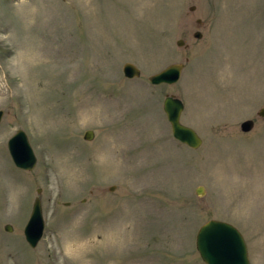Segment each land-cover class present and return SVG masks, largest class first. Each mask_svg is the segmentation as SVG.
Instances as JSON below:
<instances>
[{"label":"rangeland","instance_id":"1","mask_svg":"<svg viewBox=\"0 0 264 264\" xmlns=\"http://www.w3.org/2000/svg\"><path fill=\"white\" fill-rule=\"evenodd\" d=\"M170 62H183L176 81H148ZM166 94L197 147L171 135ZM260 107L264 0H0V264H205L194 235L208 218L264 264ZM18 127L31 169L6 148ZM35 195L43 229L29 246Z\"/></svg>","mask_w":264,"mask_h":264},{"label":"water","instance_id":"2","mask_svg":"<svg viewBox=\"0 0 264 264\" xmlns=\"http://www.w3.org/2000/svg\"><path fill=\"white\" fill-rule=\"evenodd\" d=\"M189 8H193L190 5ZM198 21L199 18H196ZM199 30H194V37L200 36ZM184 40L176 38L175 44L181 45ZM183 67V62H170L159 70L149 74L147 79L150 83H172L176 81ZM123 75L127 77L138 76L139 68L130 61H124L121 65ZM183 108L182 101L173 94H166L162 99V110L169 123L171 135L188 146L197 147L201 143V137L196 131L179 120ZM3 110L0 109V118ZM258 114H264V108L258 109ZM251 118L242 119L239 127L242 130L251 128ZM92 130L87 128L83 131L84 138H90ZM6 148L10 159L16 167L31 169L36 157L27 139L24 130L16 128L6 139ZM112 188V185L109 186ZM38 190V188H37ZM197 193L201 192L200 186L195 188ZM5 230H11V224H3ZM43 229V218L39 196L32 199L29 214L23 224L22 233L29 246H34L41 236ZM194 247L205 264H250L245 240L240 231L230 222L217 218H208L202 222L194 235Z\"/></svg>","mask_w":264,"mask_h":264}]
</instances>
